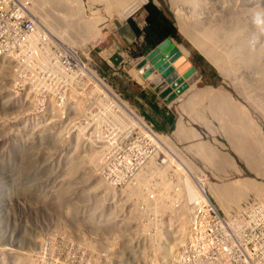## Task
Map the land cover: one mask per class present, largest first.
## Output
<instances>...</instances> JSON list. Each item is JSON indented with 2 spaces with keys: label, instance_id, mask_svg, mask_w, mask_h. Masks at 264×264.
Segmentation results:
<instances>
[{
  "label": "rangeland",
  "instance_id": "1",
  "mask_svg": "<svg viewBox=\"0 0 264 264\" xmlns=\"http://www.w3.org/2000/svg\"><path fill=\"white\" fill-rule=\"evenodd\" d=\"M29 1L68 64L56 56L50 65L26 68L17 87L0 75V220L13 245L8 256L15 254L7 261L178 264L183 223L192 216L187 205L180 209L189 189L225 218L257 219L264 199L249 184L264 185V0H149L124 20L116 13L121 6L73 0V22L101 27L95 39L85 29V42L62 26L64 11ZM152 4L176 27L179 38L171 39L195 69L181 94L171 88L164 97L166 88L152 81L161 74L148 54L164 41L146 46ZM233 28L243 36L232 38ZM252 46L260 49L257 60ZM223 170L235 176L222 178ZM225 186L249 194L241 208L215 203L212 190ZM196 215L201 226L211 221Z\"/></svg>",
  "mask_w": 264,
  "mask_h": 264
},
{
  "label": "built area",
  "instance_id": "2",
  "mask_svg": "<svg viewBox=\"0 0 264 264\" xmlns=\"http://www.w3.org/2000/svg\"><path fill=\"white\" fill-rule=\"evenodd\" d=\"M31 6L29 0H0V69L3 68L0 75H7L13 87L20 86L26 68H42L45 62L51 64V57H62V49L32 13ZM62 59L65 63L62 65L67 67L68 62ZM192 194L189 189L188 199L180 207L181 210L186 205L190 207L192 216L183 223L188 232L183 236L185 245L178 264H264V203L254 215L257 219L230 220L222 216L221 208L214 202L217 209L213 210L200 204V199ZM196 212L211 221L201 226ZM0 234V259L8 258L6 246L11 239L8 242L1 220Z\"/></svg>",
  "mask_w": 264,
  "mask_h": 264
},
{
  "label": "bare ground",
  "instance_id": "3",
  "mask_svg": "<svg viewBox=\"0 0 264 264\" xmlns=\"http://www.w3.org/2000/svg\"><path fill=\"white\" fill-rule=\"evenodd\" d=\"M38 1V0H37ZM41 1V0H40ZM44 1V0H43ZM47 1H49V2H51L54 6H55V8L56 9H58V10H62V12L64 11L66 14H68V15H66V16H63L62 17V19L60 18L59 20H61V23H63L62 24V26L64 27H66L67 29H69V30H71V31H69V34L70 33H72L73 35L72 36H74L75 38H76V36H77V38H79L80 39V41L81 42H85V29L87 30V36H90V38H93V39H95V33H97L96 31H99L100 30V26H98L97 28H96V25H97V23H96V25L95 26H93L91 23L93 22V20H92V22L89 20L88 22H85L86 20H84V22H85V24L84 25H80V21L77 23V21L75 20V22H73V20H71L72 18H71V14H73V16H75L74 15V12L72 13L71 12V10H69L70 8H72L71 6H70V8H69V3H71V1H73V0H47ZM46 0H45V2H47ZM182 1V0H181ZM186 0H184L183 1V3L185 2ZM190 1V0H189ZM39 2V1H38ZM42 2V1H41ZM40 2V3H41ZM105 4H106V6H107V8H112V7H114L116 10H118V7H120L121 6V9L122 10H118V12H116V13H118L117 15H118V18L120 19V20H124V19H127V18H129L131 15H133L135 12H137L141 7H143V5H145V4H147L148 2H149V0H114L113 2H111V1H107V0H105V1H103ZM187 2V1H186ZM95 3V2H94ZM179 3H181V2H179ZM42 4H44L43 2H42ZM41 5V4H40ZM46 5H47V3H46ZM71 5L73 6V4L71 3ZM81 5V4H80ZM67 7H68V10L70 11H68L67 10ZM75 7V6H74ZM73 7V8H74ZM35 9H37L36 7H35ZM56 9H54V10H56ZM58 10H57V12H58ZM112 10V9H111ZM31 11H32V9H31ZM56 12V11H55ZM76 12H78V11H76ZM80 12V11H79ZM32 13L33 14H35L33 11H32ZM36 15V14H35ZM37 16V15H36ZM38 17V16H37ZM39 18V17H38ZM39 20L41 21V23H42V20L39 18ZM51 23L53 22V21H51L50 19H48ZM190 20V19H189ZM70 22H73V23H70ZM94 22H96V21H94ZM98 22V21H97ZM186 22V21H185ZM184 22V23H185ZM193 22V21H192ZM240 21H237V23H239ZM45 23V22H44ZM49 23V22H48ZM47 23V24H48ZM82 23V22H81ZM103 22H101V24H102ZM190 23V22H189ZM188 23V24H189ZM243 23V22H242ZM185 24H187V23H185ZM184 24V25H185ZM45 25V24H44ZM48 25H50V24H48ZM183 25V24H182ZM183 25V26H184ZM190 25V24H189ZM189 25H187V26H185V28L183 27V29H184V31L186 30V28H187V31L186 32H188V26ZM51 26V25H50ZM50 26H48V27H50ZM52 27V26H51ZM56 27V26H55ZM86 27V28H85ZM192 27V26H191ZM191 27L189 26V30H191ZM194 27V26H193ZM196 28V27H195ZM198 28V27H197ZM204 28V27H203ZM238 28H241L240 26L238 27ZM48 29V28H47ZM52 29V28H51ZM199 29V28H198ZM197 29V31L199 32V34H202V32H200L201 30H198ZM235 29L236 28H233V30H234V33L236 32L235 31ZM196 30V29H195ZM191 31H193V36H194V39H195V34H197L195 31H194V29H192ZM68 32V31H67ZM54 33V32H53ZM190 34H191V32H189ZM55 34V33H54ZM236 35L234 36H232V38L234 37H242L243 36V31H241V30H239L238 29V32L237 33H235ZM97 35V34H96ZM98 35H100V34H98ZM71 36V37H72ZM201 36V35H200ZM205 36V35H204ZM214 38H217L218 37V32H215L214 31ZM55 37V36H54ZM196 38H198V37H196ZM200 39V38H199ZM201 39H203L202 37H201ZM205 39H206V37H205ZM240 38H238V39H236V40H239ZM197 40V39H196ZM234 40V39H233ZM199 42V41H198ZM235 43V42H234ZM199 44V43H198ZM233 44V43H232ZM256 44V43H255ZM254 44V45H255ZM203 45H205V43L203 44ZM253 45V44H252ZM205 47V46H204ZM207 47H208V45H207ZM207 47H205L206 49H207ZM236 47H239V45H237L236 44ZM256 47V46H255ZM254 46H252V47H250V52H249V54L253 57V59H255L256 58V60H257V58L259 57V51L258 50H260V49H256ZM211 48V47H210ZM209 48V49H210ZM180 49V48H179ZM247 49H249L248 47H247ZM71 50V49H70ZM208 50V49H207ZM180 51H181V49H180ZM182 52V51H181ZM225 52V51H224ZM73 53V57H77V55H76V52H72ZM227 53V52H226ZM182 54L183 55H185L183 52H182ZM187 55V54H186ZM185 55V56H186ZM226 56V55H225ZM225 56H224V58H222V57H220V63L221 64H223L224 65V63H226L225 62ZM231 56V55H230ZM187 57V56H186ZM250 57V56H249ZM188 58V57H187ZM242 59V58H241ZM249 59H252V58H249ZM227 60H230V59H228V57H227V59H226V61ZM251 61H254V60H251ZM49 62H50V60H49ZM261 62H264V61H261ZM256 64V63H255ZM86 66V65H85ZM241 66V65H240ZM261 68V67H260ZM262 68H264L263 66H262ZM259 69V68H258ZM2 70H3V68H1L0 69V74H3V73H1L2 72ZM263 70V69H262ZM263 72V71H262ZM93 74V73H92ZM97 74V73H96ZM96 74H93V75H95L96 76ZM10 76H12L13 75V71H11V73L9 74ZM134 75H136V74H134ZM195 75V73L190 77V78H188V82H189V80H191L192 79V77ZM162 76H156L155 77V79H153L152 78V81H155L154 82V85L155 86H160V87H162V88H166L163 92H162V95L164 96V97H167L170 93H171V87H170V85H167V82H165V81H163L162 80V78H161ZM2 78V77H1ZM97 78V77H96ZM98 79V81L100 82V84L101 85H103L105 88H106V90H107V92L110 94V95H112V96H114L117 100H118V102L119 103H121L122 104V106L123 107H125L128 111L127 112H129V115L130 114H132V116H134L136 119H138V121L142 124V126H145V127H147V124L145 123V121L140 117V116H138V114H136V112L108 85V84H105L101 79H99V78H97ZM264 79V78H263ZM187 82V83H188ZM3 91V90H2ZM1 92V91H0ZM209 93V92H208ZM206 91L203 93L204 95H202V97L204 98V96L205 95H207L208 94ZM175 95V94H174ZM201 95V94H200ZM209 95V94H208ZM222 95V94H221ZM2 95H0V97H1ZM4 96V95H3ZM9 96V95H8ZM195 96H197V95H195ZM220 96V95H219ZM4 97H6V95L4 96ZM3 97V98H4ZM181 97V96H180ZM198 97H200V96H198ZM197 97V98H198ZM3 98H2V100H3ZM214 98V97H213ZM7 99V98H6ZM5 99V100H6ZM195 99H196V97H195ZM218 100V99H217ZM1 101V100H0ZM4 101V100H3ZM10 102V101H9ZM202 103V102H201ZM6 104V103H5ZM193 104V103H192ZM225 105V104H224ZM203 108V107H202ZM218 109V108H217ZM234 109V108H233ZM192 110H193V108H192ZM239 116V115H238ZM201 118V117H200ZM136 119H134V121L136 120ZM236 120V119H235ZM242 122V121H241ZM135 123H137L136 121H135ZM239 123V122H238ZM138 124V123H137ZM253 124V123H252ZM141 126V127H142ZM240 126H242V125H240ZM240 126H238L239 127V129L240 128H242V127H240ZM249 127V126H248ZM251 127H253V126H251ZM143 130H145V129H143ZM242 130V129H241ZM250 130V129H249ZM240 131V130H239ZM251 132H253V131H251ZM243 133V132H242ZM241 134V133H240ZM251 134V133H250ZM236 139V138H235ZM251 140V139H250ZM242 143V142H241ZM252 147V146H251ZM245 148V147H244ZM212 156V155H211ZM227 160V159H226ZM249 165L251 166V167H253L252 166V164L251 163H249ZM78 166V165H77ZM228 166V165H227ZM76 167V166H75ZM230 169L232 168V166H230L229 167ZM254 168V167H253ZM255 169V168H254ZM73 172V171H72ZM199 178V177H198ZM202 179V178H201ZM200 180V179H199ZM201 181V180H200ZM202 182V181H201ZM145 183V182H144ZM202 184H204L203 182H202ZM205 185H207V184H205ZM204 185V187L203 188H205L206 186ZM147 186V185H146ZM200 186H201V184H200ZM213 189V188H212ZM249 189H251L254 193H255V195L258 193L259 195H260V199H264V185H257V184H255V183H250L249 184ZM244 190L242 189V188H238V187H233V186H225V187H216L215 189H213L212 190V192H213V194H215V200H216V202L215 203H218V205H221V204H225V205H221V206H224V207H226V208H228L229 210H234V207L235 206H238V207H236V209L237 208H241V207H239V203L241 202V199H243L244 198V196H248L249 194L248 193H244L243 192ZM249 193H250V191H248ZM61 200H62V198H61ZM5 210V209H4ZM3 210V211H4ZM5 212V211H4ZM2 213V212H1ZM3 214V213H2ZM184 214V213H183ZM4 223V222H3ZM4 225V224H3ZM6 225V224H5ZM6 229H7V225H6ZM0 235H2V234H0ZM10 245H12L11 243H9L8 244V246H10ZM13 246V245H12ZM15 254H13L12 255V257L14 256ZM9 257V256H8ZM20 259V258H19ZM19 259L18 258H11V261H7L6 260V258L4 257V258H2V259H0V264H20L21 263V261H19ZM2 261V262H1ZM30 261H33L32 260V258L30 259Z\"/></svg>",
  "mask_w": 264,
  "mask_h": 264
},
{
  "label": "water",
  "instance_id": "4",
  "mask_svg": "<svg viewBox=\"0 0 264 264\" xmlns=\"http://www.w3.org/2000/svg\"><path fill=\"white\" fill-rule=\"evenodd\" d=\"M148 60L177 94L188 89L187 80L195 73V69L171 38L164 40L149 53Z\"/></svg>",
  "mask_w": 264,
  "mask_h": 264
},
{
  "label": "trees",
  "instance_id": "5",
  "mask_svg": "<svg viewBox=\"0 0 264 264\" xmlns=\"http://www.w3.org/2000/svg\"><path fill=\"white\" fill-rule=\"evenodd\" d=\"M148 28L146 29V41L147 47L153 46L156 43L163 41L167 38H179L178 31L174 24L168 19L164 13L156 6L150 5L147 7ZM134 30L138 36H141L142 32L139 27L130 21Z\"/></svg>",
  "mask_w": 264,
  "mask_h": 264
},
{
  "label": "crops",
  "instance_id": "6",
  "mask_svg": "<svg viewBox=\"0 0 264 264\" xmlns=\"http://www.w3.org/2000/svg\"><path fill=\"white\" fill-rule=\"evenodd\" d=\"M153 82H155V81H153ZM219 164H221V163H219ZM228 173H232V172H226L223 170V171H220L219 176H221L222 178H233V176H235L233 173H232V175L228 176Z\"/></svg>",
  "mask_w": 264,
  "mask_h": 264
},
{
  "label": "clouds",
  "instance_id": "7",
  "mask_svg": "<svg viewBox=\"0 0 264 264\" xmlns=\"http://www.w3.org/2000/svg\"><path fill=\"white\" fill-rule=\"evenodd\" d=\"M166 40V39H165Z\"/></svg>",
  "mask_w": 264,
  "mask_h": 264
}]
</instances>
